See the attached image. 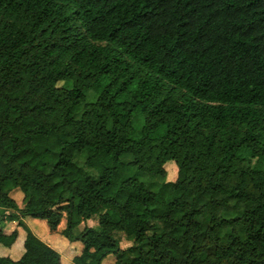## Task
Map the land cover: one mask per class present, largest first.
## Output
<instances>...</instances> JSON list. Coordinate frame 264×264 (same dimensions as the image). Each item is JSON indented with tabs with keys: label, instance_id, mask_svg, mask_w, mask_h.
Listing matches in <instances>:
<instances>
[{
	"label": "trees",
	"instance_id": "1",
	"mask_svg": "<svg viewBox=\"0 0 264 264\" xmlns=\"http://www.w3.org/2000/svg\"><path fill=\"white\" fill-rule=\"evenodd\" d=\"M64 216L74 264H264V0H0V264Z\"/></svg>",
	"mask_w": 264,
	"mask_h": 264
},
{
	"label": "rangeland",
	"instance_id": "2",
	"mask_svg": "<svg viewBox=\"0 0 264 264\" xmlns=\"http://www.w3.org/2000/svg\"><path fill=\"white\" fill-rule=\"evenodd\" d=\"M85 158V155L78 156V162H82ZM134 159L133 155H127L124 160L126 162H130ZM168 177L167 179L170 181H174L178 175V167L176 163L172 162L167 165ZM138 177L141 178L142 181L146 183V185L152 190H158L159 186L162 183V178L151 179L146 173H138ZM12 197L15 198L17 203L23 208L24 207V193L15 189L12 192ZM31 229L37 234L43 241L47 242L53 248L57 249L62 255H64V261L66 264H74L75 257V246H78V243H74L77 241H68L62 232L67 227V218L64 216L63 221L59 225L57 230H52L50 226L47 224L45 220H29V218L25 219ZM2 226L5 228V231L12 232L15 229L20 231V236L18 242L15 247L12 249L6 248L4 245L0 243V256H10L14 259H19L24 252V240L26 237V232L22 227H19V220H11L9 218H3ZM87 226L89 227H97L98 221L97 218L91 220L90 222L86 221L81 224L80 230L83 231ZM117 238L120 241L122 248H128L133 245V239L127 236L126 233L120 232L117 234ZM115 263V259L111 258V264Z\"/></svg>",
	"mask_w": 264,
	"mask_h": 264
},
{
	"label": "crops",
	"instance_id": "3",
	"mask_svg": "<svg viewBox=\"0 0 264 264\" xmlns=\"http://www.w3.org/2000/svg\"><path fill=\"white\" fill-rule=\"evenodd\" d=\"M27 219H28V218H27ZM29 220H42V219H38V218H29ZM91 220H92V219H91ZM91 220H89L88 222H90ZM26 221H28V220H26ZM68 241H70V240H68ZM70 242H72V241H70ZM74 243H78V244H79L78 246H75V247H74V248H76V250H75L74 252H75V254L77 255V254L80 253V251H81V249H82V244H81V242H79V241L74 242ZM15 245H16V244H15ZM15 245H14L13 247H11V248H8V249H12V248H14ZM60 254H61V253H60ZM76 255H75V256H76ZM61 256H62L63 264H66L65 261H64V255L61 254ZM112 258H114V257H112ZM114 259H115V258H114ZM103 264H111V256L108 257V258H106V259L104 260Z\"/></svg>",
	"mask_w": 264,
	"mask_h": 264
}]
</instances>
